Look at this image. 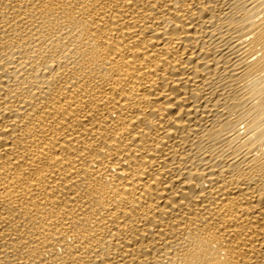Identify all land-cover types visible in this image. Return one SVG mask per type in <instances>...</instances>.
<instances>
[{"label":"bare ground","instance_id":"1","mask_svg":"<svg viewBox=\"0 0 264 264\" xmlns=\"http://www.w3.org/2000/svg\"><path fill=\"white\" fill-rule=\"evenodd\" d=\"M0 264H264V0H0Z\"/></svg>","mask_w":264,"mask_h":264}]
</instances>
